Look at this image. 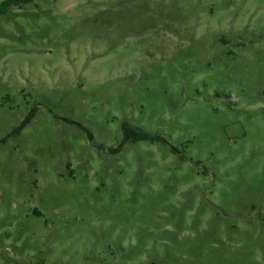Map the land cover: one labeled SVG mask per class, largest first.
<instances>
[{
	"label": "rangeland",
	"instance_id": "1",
	"mask_svg": "<svg viewBox=\"0 0 264 264\" xmlns=\"http://www.w3.org/2000/svg\"><path fill=\"white\" fill-rule=\"evenodd\" d=\"M4 138L0 264H264V0L10 7Z\"/></svg>",
	"mask_w": 264,
	"mask_h": 264
},
{
	"label": "trees",
	"instance_id": "2",
	"mask_svg": "<svg viewBox=\"0 0 264 264\" xmlns=\"http://www.w3.org/2000/svg\"><path fill=\"white\" fill-rule=\"evenodd\" d=\"M33 0H3L0 3V14L7 12L9 10L10 7L14 6V5H21V4H26L29 2H32ZM33 111L29 113V115L24 119L22 125L20 127H18L16 130H19L22 128V126H24L25 124H27L31 118L33 117ZM71 123H75L78 126H80L83 130H85L89 136V138L93 139V135L92 133L85 127L82 126L79 123H76L73 120H68ZM123 129L125 130V140H132V141H139V140H156V139H161L159 136L151 134L149 132L143 131V130H138V129H133L131 128L127 123H125L123 125ZM4 139H0V141H4ZM163 140V139H161ZM164 141H166L164 139Z\"/></svg>",
	"mask_w": 264,
	"mask_h": 264
}]
</instances>
